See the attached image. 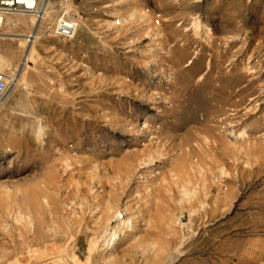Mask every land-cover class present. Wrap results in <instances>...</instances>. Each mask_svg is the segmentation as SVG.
Instances as JSON below:
<instances>
[{
    "label": "rangeland",
    "instance_id": "1",
    "mask_svg": "<svg viewBox=\"0 0 264 264\" xmlns=\"http://www.w3.org/2000/svg\"><path fill=\"white\" fill-rule=\"evenodd\" d=\"M39 6L0 27V264H264V0Z\"/></svg>",
    "mask_w": 264,
    "mask_h": 264
},
{
    "label": "built area",
    "instance_id": "2",
    "mask_svg": "<svg viewBox=\"0 0 264 264\" xmlns=\"http://www.w3.org/2000/svg\"><path fill=\"white\" fill-rule=\"evenodd\" d=\"M44 0H0V26L8 15L30 14L38 19L42 18L43 12L38 8ZM79 26V21L67 13H61L56 19L54 34L56 37L66 39L73 37ZM15 77H9L0 71V104L6 97L9 88L15 83Z\"/></svg>",
    "mask_w": 264,
    "mask_h": 264
},
{
    "label": "bare ground",
    "instance_id": "3",
    "mask_svg": "<svg viewBox=\"0 0 264 264\" xmlns=\"http://www.w3.org/2000/svg\"><path fill=\"white\" fill-rule=\"evenodd\" d=\"M40 4V3H39ZM38 8H40V10H41V12H43V16H44V14H45V6H38ZM29 15H32V13H30ZM43 16H42V18H43ZM8 18V17H7ZM33 18V17H32ZM38 21V20H37ZM3 23L4 24H6L5 23V18H4V20H3ZM3 23L1 24V26L3 25ZM193 25L192 26H190V27H187L186 29H190V28H193V30H198L197 29V26H198V24H197V21H193V23H192ZM0 26V27H1ZM28 37H30L31 39H29L28 41L30 42V43H33L34 42V40H35V36L34 35H29ZM25 58H26V55H25ZM2 59V58H1ZM5 61V60H4ZM1 70V69H0ZM16 71V70H15ZM2 73H3V71H1ZM14 72V71H13ZM6 74V73H5ZM6 75H8L9 77H15V80H17V78H16V74H14V73H12V74H6ZM5 99V98H4ZM1 105V104H0ZM36 134L39 136L40 134H41V127L40 126H38L36 129ZM118 216V215H117ZM123 219V218H122ZM118 220V219H117ZM115 221V219H111L109 222L110 223H113ZM117 230L118 229H115L114 231H112V233H111V236H110V238H112V240H114L115 239V236H117L118 235V232H117Z\"/></svg>",
    "mask_w": 264,
    "mask_h": 264
}]
</instances>
